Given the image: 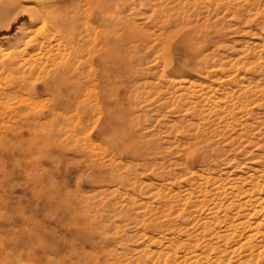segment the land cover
<instances>
[{
  "label": "rangeland",
  "instance_id": "rangeland-1",
  "mask_svg": "<svg viewBox=\"0 0 264 264\" xmlns=\"http://www.w3.org/2000/svg\"><path fill=\"white\" fill-rule=\"evenodd\" d=\"M13 1L24 6L28 3L32 4L44 12L48 10L50 15L58 18V20L54 18L47 20L46 28L42 27L44 22L42 24L39 22L35 30L40 26L45 29V32L40 30V41L45 43L44 47L50 43L55 45V41L60 45H56V48L52 49L46 47L43 54H39L41 57L29 50L30 54L26 58L33 57L40 65L43 63L46 65L47 62L50 65L53 61L62 60L63 57V59L73 57L71 55L72 46L69 45L72 39L71 28L69 29V25H66L67 27L63 25V21L74 15L72 13L76 11L78 5V8L84 7L83 10L81 9L83 17L88 8L93 5L92 0ZM112 1L115 13L106 10L105 21H102V17H91L90 19L87 17L85 20L81 18L80 23L85 24L77 28V31H80L78 33H82V36L89 34L90 25L94 28L91 37L96 32L97 42L95 44H98L99 51L96 53L97 55L87 52L82 53L83 56L78 55V65L85 67L86 72H98L96 80L87 85L89 88L84 89L86 92L83 90V96L79 100L82 102L85 112L81 111L83 109L79 111L78 108L71 105L66 108H55L56 111L51 109L50 113L48 110L52 108L51 101L56 99L55 95L45 94L39 90L30 93L26 88L22 90L14 88L13 86L17 84V79L20 77V72H12L15 67L10 70L12 65H8L9 59L6 54L14 51H8L7 44L14 39L20 26L26 24L29 18L21 15L9 29L0 28V76L2 77L0 79V264H131L129 262L135 260L137 253L143 249L157 250L156 252L166 250L172 254L177 253V257L199 255L202 246L217 242L214 236L216 233L223 231L232 221L240 220L239 217H235L231 221L228 219L236 210L229 207L228 204L230 201L239 203L242 200L241 202H243L244 199L242 196L234 198L227 193L238 191L239 187L252 188L254 186L264 189V102H262L264 101V85H262L264 84V40H262L264 39V30H262L264 29V0H213L211 12L214 15L210 19L208 17L207 20L206 15L198 16L199 19L194 18L198 19L199 31L186 29L185 32L182 31L173 37L167 36L169 31L171 32L174 28L161 29L160 21H156L159 17L154 12L157 9L154 7L155 3L164 5L165 8L169 4L168 0H164V2H159L160 0H133V2L127 0V4L123 2L125 0ZM208 1L206 0V2ZM109 2L106 0V7ZM219 6L220 8H218ZM122 7L123 9H121ZM127 7L128 10H126ZM255 8H259L260 11ZM216 10L218 15L215 13ZM171 13L169 12L167 16L171 17ZM66 14L68 17L65 16ZM113 18L114 23L111 21ZM161 19L164 20L163 17ZM56 30L58 34L55 32ZM175 30L177 31V29ZM48 31L56 38L49 37ZM143 33L148 36H145L147 41L139 40ZM161 33L163 35L156 39L155 36ZM133 35L138 37H132ZM152 35L153 37H151ZM47 37L50 38L49 41ZM40 41L37 43L40 44ZM100 46L101 48H99ZM51 50L52 53H50ZM53 50L57 54H54ZM85 58L88 62L85 61ZM158 58L164 67L155 68L156 71L155 69L149 72L142 71L145 67L141 65L150 62L152 66L156 63V59L159 60ZM81 59H83L82 62H80ZM238 63L244 67H242L244 73ZM206 65H209V68L204 69ZM197 67L199 71H197ZM212 69L216 72L212 74L213 77H210ZM250 70H253L254 73ZM237 77L239 78L236 79ZM242 77H245L246 80H243ZM35 78L28 83L36 87L43 85L42 81L36 82ZM218 78L224 79V81H220L221 79ZM202 80L203 82H201ZM6 82L7 84H5ZM173 84L174 87H172ZM201 84H203L202 87ZM219 85L221 86L219 87ZM245 90H247V94L243 92ZM180 91L184 93L181 94ZM209 91L212 92L209 94ZM199 92L201 93L199 94ZM241 94L244 95L240 98ZM222 95L225 96L222 97ZM257 95L262 100H259ZM213 96L219 97V99L215 97L219 103ZM94 97L100 98L99 100L102 102L97 103ZM177 101H180V104ZM88 103H92L91 107ZM222 104L226 107L223 108ZM180 105H182L181 109ZM226 108H229L228 111L225 110ZM46 112H49L50 115ZM199 112H202L201 116L203 117L198 116ZM61 115L63 116L61 117ZM234 116L235 118H233ZM85 118L90 119L85 121ZM94 118L99 119L94 120ZM194 134L201 139H207L205 141L211 145L207 148L209 152L200 151L201 153L194 155L185 150L183 152L188 143L194 139ZM204 134L206 135L204 136ZM189 136L193 139L189 140ZM134 141L137 143H133ZM138 146L141 149L137 148ZM146 149L148 150L146 151ZM138 152H141L143 156ZM145 160L149 162L147 163L149 165L144 167ZM148 169H155L156 172L152 174L150 170L146 171ZM156 173L161 176L158 177ZM118 176L121 178L119 179ZM171 179L174 180L171 181ZM199 183L202 184L200 186L205 191L207 190L208 194L204 198L198 197L200 200L195 196V198H191L190 202L197 201L196 205L199 206L186 209L185 201H179L182 198L179 194L183 196L186 189H193ZM216 184L221 185V188H215ZM133 186H136L137 192ZM212 189L217 191L212 192ZM218 190L222 194L221 196ZM118 191H121L120 194ZM117 192L118 194H116ZM210 192L212 193L210 194ZM177 198L179 199L177 200ZM215 203H219L220 207L210 214L209 208ZM164 206L168 211H165ZM158 215H162V217L159 219ZM210 215L215 216V220L206 222ZM262 215L260 213L256 217L259 218ZM252 218L254 215L251 216L250 223L254 222ZM145 220L146 222H144ZM135 222L138 224H133ZM150 222L159 223L161 228L159 227L157 231L150 230L148 228ZM173 226L176 227V230ZM235 230L236 238L229 239L227 248L233 246L235 240L243 241L251 232L247 225L238 226ZM171 237L175 238L170 242L173 247L167 248L169 246L168 239ZM154 239L160 240V244L152 245L151 241ZM253 242L257 243L258 239H254ZM182 244L183 246L185 244L192 246V250L186 251L187 248L184 247L182 249ZM221 244L223 243L219 245ZM199 245L200 247H198Z\"/></svg>",
  "mask_w": 264,
  "mask_h": 264
},
{
  "label": "bare ground",
  "instance_id": "bare-ground-1",
  "mask_svg": "<svg viewBox=\"0 0 264 264\" xmlns=\"http://www.w3.org/2000/svg\"><path fill=\"white\" fill-rule=\"evenodd\" d=\"M110 2L108 3V7H106V0H92V3H93V5H91V7L90 8H88V11H86L87 13H85V15L82 17V15H83V9L82 8H84V7H82V8H78V3H76L78 6H76V11L74 12V13H72V14H74L72 17H68V15H69V12L67 13V11H66V13L68 14H66L65 16L66 17H68V18H66L64 21H63V25H69L70 27H69V29L71 28V34H72V39L70 40V38H69V40H70V43H69V45H71L72 47H71V49H72V53H71V55H73V57L72 58H67V59H63L62 58V60H60V61H53V63L52 64H48V62L46 63V65L43 63V65H40L38 62H37V60H35V58L33 59V57H28V58H26L27 56H29V54H30V52H29V50H32V52H34V53H37V55L39 56V54L41 55V54H43L42 52L43 51H45V49H46V47H48L49 49H52V48H54L56 45H60L59 44V42H57V41H55V45H51V43L48 45V46H46V47H44L45 45V43L43 42V43H41V41H40V38H41V33H40V30L42 29V31H44L45 32V29L44 28H46V23H47V20H52L53 18L54 19H56V20H58V18L56 17V16H54L53 17V15H50V13H48L49 11L48 10H46V12H44V11H41V10H38L35 6H32V4L31 5H29V3H28V5H21V4H18L17 2H14L13 0H2L1 2H0V28H6V29H9L10 27H11V25L15 22V21H17L18 20V18L21 16V15H25V16H27L28 18H29V21L26 23V24H24V25H22V26H20V28H19V31H18V33L16 34V36L14 37V39L12 40V41H9L8 42V44H7V48H8V51L9 50H13L14 52H12V53H9V54H6V57H7V59H9V61L7 60V59H5L6 61H8V65L10 66V65H12V66H10L11 68H10V70L12 69V67H15L14 68V70H12V72L13 71H16V72H20L19 73V76L20 77H18V79H17V84H15L14 86H13V84L12 83H10L14 88H17V89H24V88H26L27 89V91L28 92H33V91H37V90H39V91H43V93H45V94H50V95H55L56 96V99H50V100H52L51 102H52V108H49V112H50V110L52 109V110H55V108H66L67 106H71V105H74L76 108H78L77 110H81V109H83V104H82V102H80L79 100H80V98H82V92H83V90L84 89H86V87H88L87 85L89 84V83H91V82H94L95 80H96V78H97V73L96 72H86L84 69H85V67L83 68V67H81L80 66V64L78 65V55H82L83 56V54L82 53H85V52H87L88 54H92V55H95L97 52H99L98 51V49H97V46H98V44H95V42H97L96 40H97V34H96V32H95V35L93 36V37H91L92 36V34H93V29L94 28H92L91 27V25L89 26L90 27V31H89V34L88 35H86V36H82L81 34H79L78 32H80V31H77V28L79 27V26H83L84 24H81L80 23V21H81V18H83L84 20L85 19H87V17L90 19L91 17H97V18H103L102 19V21L104 20L105 21V18H106V10H111V12H113V10L115 9V6H114V2L112 1L111 2V0H109ZM127 0H125V1H123V2H125V4H127V2H126ZM131 1V0H130ZM156 1V0H155ZM159 1V0H158ZM164 2V0H160L159 2ZM208 1V0H207ZM212 1L213 0H209L208 2H206V0H168V3L169 4H167V3H165V4H167L166 5V7L164 8V5L163 6H161V5H159L158 3L156 4L155 3V5H154V7L156 8L157 7V9H155L154 10V12L158 15V17L159 18H157V20L156 21H160L159 23H161L160 25L162 26L161 27V29H163V28H174V30H172L171 32L169 31V33H168V36L167 37H173V36H175V35H178L180 32H182V31H184V30H186V29H188L189 31L190 30H193V31H199L200 29H199V26H198V19H199V17L200 16H202V15H206V18H207V20H208V17H209V19H210V17L212 16V15H214V13H212L211 12V7H212V5H211V3H212ZM219 1V0H218ZM217 1V2H218ZM226 1V0H225ZM245 1V0H244ZM259 1V0H258ZM132 2H133V0H132ZM216 2V1H215ZM251 2V1H250ZM85 3H86V1H85ZM74 4H75V2H74ZM87 4V3H86ZM128 4H130V2H128ZM154 4V3H153ZM162 4V3H161ZM219 4V3H218ZM222 4H223V2H222ZM83 5V4H82ZM122 5H124L123 3H122ZM131 5L133 6V4L131 3ZM142 5H144V4H142ZM246 5V4H245ZM249 5H250V3H249ZM127 6V5H126ZM131 6V7H132ZM145 6V5H144ZM229 6V5H228ZM86 7V6H85ZM130 7V8H131ZM217 7V6H216ZM215 7V8H216ZM253 7H255V6H253ZM87 8V7H86ZM107 8V9H106ZM109 8V9H108ZM129 8V9H130ZM214 8V7H213ZM218 8H220V6L218 7ZM236 8V7H235ZM251 8V7H250ZM73 9H75V7L73 6ZM82 9V10H81ZM121 9H123V7L121 8ZM152 9V8H151ZM256 10L258 9L259 10V8H255ZM254 9V10H255ZM62 10V9H61ZM67 10V9H66ZM126 10H128V7H127V9ZM213 10V9H212ZM218 10V9H217ZM217 10H216V12L215 13H217ZM228 10V9H227ZM232 10V9H231ZM236 10H237V8H236ZM253 10V9H252ZM121 11V10H120ZM125 11V10H124ZM148 11V10H147ZM222 11H224V10H222ZM241 11V10H240ZM244 11V10H243ZM260 11V10H259ZM61 12V11H60ZM65 12V11H64ZM109 12V11H108ZM118 12V11H117ZM169 12H172L171 14H172V16L171 17H169V16H167L168 15V13ZM242 12V11H241ZM113 13H115V12H113ZM123 13V12H122ZM127 13V12H126ZM226 13H228V12H226ZM239 13V12H238ZM58 14V13H57ZM61 14V13H60ZM59 14V15H60ZM63 14V13H62ZM61 14V15H62ZM121 14V13H120ZM125 14V13H124ZM124 14H123V16H124ZM221 14V13H220ZM259 14V13H258ZM109 15H111V14H109ZM108 15V16H109ZM113 15V14H112ZM126 15V14H125ZM155 15V14H154ZM153 15V16H154ZM217 15H218V13H217ZM244 15V14H243ZM253 15V14H252ZM70 16V15H69ZM118 16V15H117ZM120 16V15H119ZM122 16V15H121ZM153 16H152V18H153ZM199 16V17H198ZM222 16V15H221ZM62 17V16H61ZM112 17V16H111ZM116 17V16H115ZM114 17V18H115ZM161 17H163L164 18V20H162L161 19ZM198 18L197 20H195L196 18ZM114 18H113V20H111L112 22L114 21ZM156 18V17H155ZM155 18H154V20H155ZM195 18V19H194ZM246 18V17H245ZM60 19V18H59ZM82 19V20H83ZM111 19V18H110ZM201 19V18H200ZM61 20V19H60ZM63 20V19H62ZM153 20V19H152ZM206 20V21H207ZM258 20V19H257ZM99 21V20H98ZM110 21V22H111ZM125 21V20H124ZM216 21V20H215ZM220 21V20H219ZM39 22H41V24L43 23L44 24V26L42 25V27H44V28H41V26H40V28L38 27V29L37 30H35V28L37 27V24L39 23ZM86 22V21H85ZM100 22V21H99ZM111 22V23H112ZM115 22V21H114ZM113 22V23H114ZM203 22V21H202ZM102 23V22H101ZM195 23H197V24H195ZM216 23V22H215ZM157 24V23H156ZM202 24H204V22L202 23ZM60 25V24H59ZM95 25V24H94ZM97 25V24H96ZM217 25V24H216ZM260 25V24H259ZM64 26V27H65ZM113 26V25H112ZM54 27V26H53ZM67 27V26H66ZM97 27H98V25H97ZM158 27V26H157ZM259 27V26H258ZM55 28H56V26H55ZM102 28V27H101ZM159 28V27H158ZM57 29V28H56ZM66 29V28H65ZM65 29H62V30H65ZM83 29V28H82ZM84 29H85V27H84ZM97 29V28H96ZM95 29V30H96ZM99 29V28H98ZM115 29V28H114ZM119 29V28H118ZM175 29H177V31L175 30ZM55 30V29H54ZM68 30V29H67ZM67 30H65V31H67ZM88 30H89V28H88ZM99 30H102V29H99ZM160 30V29H159ZM170 30V29H169ZM260 30V29H259ZM262 30H264V29H262ZM69 31V30H68ZM98 31V30H97ZM57 34H58V32H57V30L55 31ZM88 32V31H87ZM99 32V31H98ZM102 32H105L104 30H102ZM140 32V31H139ZM167 32V31H166ZM185 32V31H184ZM64 33V32H63ZM68 33V32H67ZM117 33V32H116ZM261 33H262V31H261ZM47 34H50V31H48V33ZM61 34H62V32H61ZM140 34V33H139ZM167 34V33H166ZM211 34V33H210ZM70 35V34H69ZM84 35V34H83ZM100 35H102V34H100ZM163 35V33H161V34H157L155 37H156V39H158V37H161ZM264 35V34H263ZM65 36H66V34H65ZM134 36H136V35H133L132 37H134ZM145 36L146 35H144V33L143 34H141V37H140V39L139 40H141V39H145ZM49 37H54V35H52V34H50L49 35ZM49 37H47V39H48V41L50 40V38ZM103 37H105V36H103ZM128 37H130L129 35H128ZM136 37H138V36H136ZM146 37H148V36H146ZM151 37H153V35L151 36ZM166 37V36H165ZM167 37H166V39H167ZM51 38V39H52ZM54 38H56V37H54ZM63 38V37H62ZM102 38V37H101ZM117 38V37H116ZM150 38V37H149ZM61 39V38H60ZM148 39V38H147ZM152 40H153V38H151ZM66 40H68V39H66ZM100 40V39H99ZM101 40H103V39H101ZM138 40V38L136 39V41ZM164 40H165V38H164ZM262 40H264V39H262ZM40 41V44H38L37 42H39ZM48 41H46V42H48ZM53 41V40H52ZM51 41V42H52ZM60 41V40H59ZM64 41V40H63ZM135 41V42H136ZM145 41H147L146 39H145ZM151 41V40H150ZM165 41H167V40H165ZM159 42V41H158ZM61 43H63V42H61ZM65 43H68V42H65ZM104 43H105V41H104ZM145 43V42H144ZM154 43V42H153ZM162 43V42H161ZM264 43V42H263ZM95 44V45H94ZM66 45V44H65ZM104 45V44H103ZM145 45V44H144ZM153 45V44H152ZM154 45H157V44H154ZM64 47V46H63ZM105 47V46H104ZM134 47H135V45H134ZM133 47V48H134ZM153 47V46H152ZM158 47V46H157ZM56 48V47H55ZM61 48V47H60ZM59 48V49H60ZM99 48H101V46L99 47ZM144 48V47H143ZM142 48V49H143ZM146 48H147V45H146ZM154 48V47H153ZM163 48H164V46H163ZM58 49V50H59ZM68 49V48H67ZM149 49H150V47H149ZM155 49V48H154ZM165 49V48H164ZM163 49V50H164ZM61 50H63V49H61ZM156 50V49H155ZM154 50V51H155ZM161 50V49H160ZM163 50H162V52H163ZM248 50H250V49H248ZM7 51V50H6ZM7 51V52H8ZM54 51V50H53ZM102 51V50H101ZM135 51V50H134ZM157 51V50H156ZM155 51V52H156ZM242 51V50H241ZM11 52V51H10ZM31 52V53H32ZM64 52V51H63ZM104 52V51H103ZM138 52V51H137ZM136 52V53H137ZM146 52V51H145ZM149 52V51H148ZM162 52H161V54H162ZM6 53V52H5ZM45 53V52H44ZM50 53H52V50H51V52ZM60 53H62L61 51H60ZM65 53V52H64ZM69 53V54H70ZM141 53H142V50H141ZM153 53V52H152ZM243 54L245 53V52H242ZM54 54H57L55 51H54ZM53 54V55H54ZM66 54H67V52H66ZM100 54V53H99ZM106 54V53H105ZM143 54V53H142ZM145 54V53H144ZM217 54V53H216ZM248 54V53H247ZM251 54H252V52H251ZM33 55V54H32ZM59 55V54H58ZM97 55V54H96ZM141 55V54H140ZM150 55V54H149ZM164 55H166V54H164ZM203 55V54H202ZM4 56V55H3ZM2 56V57H3ZM35 56H36V54H35ZM50 56V55H49ZM65 56V55H64ZM144 56V55H143ZM148 56V55H147ZM210 56V55H209ZM245 56V55H244ZM5 57V56H4ZM37 57V56H36ZM39 57H41V56H39ZM38 57V58H39ZM51 57V56H50ZM56 57V56H55ZM70 57V56H69ZM85 57V56H84ZM150 57V56H149ZM159 57V56H158ZM202 57V56H201ZM218 57H219V55H218ZM251 57V56H250ZM38 58H36V59H38ZM47 58H48V56H47ZM83 58V57H82ZM99 58V57H98ZM146 58V57H145ZM157 58V57H156ZM162 58V57H161ZM242 58V57H241ZM51 59V58H50ZM55 59V58H54ZM138 59V58H137ZM142 59V58H141ZM149 59V58H148ZM159 59V58H158ZM163 59H164V57H163ZM209 59V58H208ZM211 59H212V57H211ZM252 59H254V58H252ZM259 59H262V58H259ZM2 60V59H1ZM4 60V59H3ZM38 60H40V59H38ZM47 60V59H46ZM46 60H44V61H46ZM56 60V59H55ZM82 60L83 59H81V61L80 62H82ZM92 60V59H91ZM102 60V59H101ZM140 60V59H139ZM138 60V61H139ZM154 60V59H153ZM207 60V59H206ZM238 60V59H237ZM236 60V61H237ZM241 59H239V61H240ZM246 60V59H245ZM6 61H5V63H6ZM41 61V60H40ZM39 61V62H40ZM85 61H86V58H85ZM96 61V60H95ZM149 61H151L150 59H149ZM210 61H212V60H210ZM217 61V60H216ZM238 61V62H239ZM37 62V63H36ZM86 62H88V61H86ZM90 62V61H89ZM152 62V61H151ZM215 62V61H214ZM213 62V63H214ZM229 62V61H228ZM241 62V61H240ZM243 62H246V61H243ZM253 62V61H252ZM255 62V61H254ZM259 62V61H258ZM263 62V61H262ZM1 63H3V62H1ZM32 63H34V64H32ZM83 63H85V62H83ZM90 63H92V62H90ZM94 63V62H93ZM92 63V64H93ZM101 63V62H100ZM135 63V62H134ZM142 63V62H141ZM140 63V64H141ZM225 63V62H224ZM256 63V62H255ZM264 63V62H263ZM48 64V65H47ZM82 64V63H81ZM164 64V63H163ZM203 64V63H202ZM230 64V63H229ZM239 64V63H238ZM246 64H248V63H246ZM8 65H7V68L9 69V67H8ZM40 65V66H39ZM83 65V64H82ZM90 65V64H89ZM97 65V64H96ZM147 65H149V66H147ZM199 65H200V63H199ZM228 65V64H227ZM236 65V64H235ZM240 65V64H239ZM244 65V64H243ZM260 65V64H259ZM6 66V65H5ZM141 66H143V67H145L144 69H142V71H147V72H149V71H151L152 69H155V68H158L159 69V67L161 68V67H164L163 65H162V63H161V61H160V59L159 60H157L156 59V63L155 64H153L152 66H151V64H150V62L148 63V62H145L143 65H141ZM223 66V65H222ZM256 66V65H255ZM258 66V65H257ZM1 67V66H0ZM92 67V66H91ZM96 67V66H95ZM98 67V66H97ZM96 67V68H97ZM211 67V66H210ZM217 67V66H216ZM232 67H233V65H232ZM231 67V68H232ZM237 67V66H236ZM240 67H241V71L243 72V69H242V67L243 66H241L240 65ZM260 67V66H259ZM258 67V68H259ZM264 67V66H263ZM262 67V68H263ZM168 68V67H167ZM166 68V69H167ZM205 68H209V65H206V66H204V69ZM244 68V67H243ZM252 68V67H251ZM254 68V67H253ZM89 69V68H88ZM203 69V70H204ZM230 69V68H229ZM255 69H256V67H255ZM261 69V68H260ZM6 71V70H5ZM89 71V70H88ZM155 71H156V69H155ZM169 71V70H168ZM197 71H199L198 70V67H197ZM206 71V70H205ZM237 71V70H236ZM249 71V70H248ZM251 72L253 71V70H250ZM256 71V70H255ZM264 71V70H263ZM158 72V71H157ZM214 72H216V70H214V69H212L211 70V76L210 77H213L212 76V74L214 73ZM219 72V71H218ZM235 72V71H234ZM240 72V71H239ZM258 72H259V70H258ZM262 72V71H261ZM4 73H6V72H4ZM3 73V74H4ZM10 73V72H9ZM162 73H163V70H162ZM175 73V72H174ZM237 73H238V71H237ZM244 73V72H243ZM247 73V72H246ZM252 73H254V72H252ZM257 73V72H256ZM215 74V73H214ZM222 74V73H221ZM228 74V73H227ZM264 74V73H263ZM262 74V75H263ZM16 75H17V73H16ZM208 75V74H207ZM210 75V74H209ZM208 75V76H209ZM220 75V74H219ZM238 75V74H237ZM245 75V74H244ZM247 75V74H246ZM249 75V74H248ZM258 75V74H257ZM3 76V75H2ZM6 76H7V74H6ZM99 76V75H98ZM102 76V75H101ZM163 76V75H162ZM253 76H255L254 74H253ZM1 77V76H0ZM36 77V78H35ZM152 77V76H151ZM166 77V76H165ZM215 77V76H214ZM240 77V76H239ZM239 77H237L236 79H238ZM16 78V77H15ZM14 78V79H15ZM35 78V80H37L36 82H38L39 80L40 81H42L43 82V85H39L38 87H36V86H34V85H32V84H30V83H28L29 81H31V80H33ZM154 78V77H153ZM241 78V77H240ZM243 78V80H246V78L245 77H242ZM0 79H2V77L0 78ZM213 79V78H212ZM216 79V78H215ZM219 79V78H218ZM221 79V78H220ZM219 79V80H220ZM231 79V78H230ZM234 79V78H233ZM217 80V79H216ZM218 80V81H219ZM224 81V79H221L220 81ZM252 80V79H251ZM255 80H256V78H255ZM6 81V80H5ZM104 81V80H103ZM171 81V80H170ZM196 81V80H195ZM228 81H229V79H228ZM227 81V82H228ZM2 82V81H1ZM193 82V81H192ZM191 82V83H192ZM201 82H203V80L201 81ZM242 82V81H241ZM244 82H248V81H244ZM243 82V83H244ZM251 82H253L254 83V81H251ZM264 82V81H263ZM96 83V82H95ZM168 83H170V82H168ZM186 83H187V81H186ZM194 83V82H193ZM215 83V82H214ZM233 83V82H232ZM257 83V82H256ZM1 84H3V83H1ZM5 84H7V82L5 83ZM34 84V83H33ZM36 84V83H35ZM98 84V83H97ZM171 84V83H170ZM195 84V83H194ZM197 84H199V83H197ZM217 84H220V83H217ZM229 84V83H228ZM227 84V85H228ZM238 84V83H237ZM240 84H242V83H240ZM239 84V85H240ZM249 84V83H248ZM247 84V85H248ZM260 84V83H259ZM29 85V86H28ZM90 85V84H89ZM92 85V84H91ZM99 85V84H98ZM146 85V84H145ZM156 85V84H155ZM191 85V84H190ZM193 85V84H192ZM202 85L203 84H201V87H202ZM215 85V84H214ZM230 85V84H229ZM253 85V84H252ZM258 85V84H257ZM262 85H264V84H262ZM151 86V85H150ZM175 85L173 84V86L172 87H174ZM200 86V85H199ZM205 86V85H204ZM221 85H219V87H220ZM249 86V85H248ZM181 87V86H180ZM179 87V88H180ZM198 87V86H197ZM224 88H225V86H223ZM241 87H243V86H241ZM246 87V86H245ZM253 87V86H252ZM40 88V89H39ZM89 88V87H88ZM159 88V87H158ZM165 88V87H164ZM182 88V87H181ZM185 88V87H184ZM187 88V87H186ZM190 88V87H189ZM188 88V89H189ZM193 88H195V87H193ZM216 88V87H215ZM224 88H223V90H224ZM233 88V87H232ZM205 89V88H204ZM207 89V88H206ZM220 89V88H219ZM234 89V88H233ZM256 89H258V88H256ZM255 89V90H256ZM264 89V88H263ZM1 90V89H0ZM7 90V89H6ZM14 90V89H13ZM95 90H96V88H95ZM138 90V89H137ZM161 90V89H160ZM175 90V89H174ZM179 90V89H178ZM181 90V89H180ZM201 90H202V88H201ZM216 90V89H215ZM236 90V89H235ZM85 92H86V90H84ZM171 91V90H170ZM181 91H184V90H181ZM181 91H180V93H181ZM189 91V90H188ZM203 91H205V90H203ZM218 91V90H217ZM221 91V90H220ZM219 91V92H220ZM229 91V90H228ZM239 91V90H238ZM241 91V90H240ZM247 90H245V91H243L244 93L246 92ZM256 91H258V90H256ZM260 91V90H259ZM5 92V91H4ZM91 92V91H90ZM148 92V91H147ZM165 92V91H164ZM166 92H168V91H166ZM177 92V91H176ZM210 92H212V91H209V94H210ZM13 93V92H12ZM11 93V94H12ZM84 93V92H83ZM182 93H184V92H182ZM181 93V94H182ZM192 93V92H191ZM191 93H189V94H191ZM201 92H199V94H200ZM204 93H206V91L204 92ZM204 93H202V94H204ZM208 93V92H207ZM214 93V92H213ZM235 93V92H234ZM241 93V92H240ZM252 93V92H251ZM3 94V93H2ZM97 94H98V92H97ZM186 94V93H185ZM198 94V95H199ZM215 94H217V93H215ZM219 94H221V92L219 93ZM224 94V93H223ZM231 94H232V92H231ZM236 94V93H235ZM238 94H239V92H238ZM246 94H247V92H246ZM263 94H264V91H263ZM5 96H6V94H4ZM90 95V97H91V94H89ZM148 95V94H147ZM184 95V94H183ZM182 95V96H183ZM186 95H188V94H186ZM193 95V94H192ZM197 95V96H198ZM242 95H244V94H241V96H240V98L241 97H243ZM259 95V94H258ZM257 95V96H258ZM8 96V95H7ZM98 96V95H97ZM155 96V95H154ZM169 96H171V95H169ZM177 96V95H176ZM181 96V97H182ZM194 96V95H193ZM196 96V95H195ZM207 96H208V94H207ZM219 96V95H218ZM218 96H215V97H218ZM225 96V95H224ZM223 95H222V97H224ZM226 96H227V94H226ZM230 96V95H229ZM236 96V95H235ZM247 96V95H246ZM253 96V95H252ZM260 96V95H259ZM258 96V98H259V100H262V98L260 99V97ZM89 97V96H88ZM99 97V96H98ZM202 97V96H201ZM206 97V96H205ZM210 97V96H209ZM214 97V96H213ZM214 97V98H215ZM221 97V96H220ZM233 97V96H232ZM238 98H239V95L237 96ZM236 97V98H237ZM11 98V97H10ZM9 98V99H10ZM84 98V97H83ZM95 98V97H94ZM196 99H199V98H197V97H195ZM213 98V99H214ZM227 98V97H226ZM231 98V97H230ZM248 98H250V97H248ZM12 99V98H11ZM15 99V98H14ZM28 99V98H27ZM84 99H86V98H84ZM83 99V100H84ZM96 100V102L97 103H99V99L100 98H95ZM130 99V98H129ZM190 99V98H189ZM192 99V98H191ZM195 99V100H196ZM210 99H211V97H210ZM216 99V101H217V98H215ZM214 99V100H215ZM218 99H219V97H218ZM101 100H102V98H101ZM180 100V99H179ZM183 100V99H182ZM181 100V101H182ZM231 100V99H230ZM232 100H233V98H232ZM231 100V101H232ZM264 100V99H263ZM21 101V100H20ZM87 101H89V100H87ZM91 101V100H90ZM94 101V102H95ZM136 101V100H135ZM145 101V100H144ZM168 101V100H167ZM166 101V102H167ZM211 101V100H210ZM224 101V100H223ZM242 101V100H241ZM1 102V101H0ZM95 102V103H96ZM102 101H100V103H101ZM178 102V101H177ZM189 102H190V100H189ZM194 102H196V101H194ZM199 102V101H198ZM207 102V101H206ZM215 102V101H214ZM218 102V101H217ZM249 102V101H248ZM248 102H247V104H248ZM256 102V101H255ZM262 102H264V101H262ZM32 104H33V102H31ZM179 104H180V101L178 102ZM177 103V105H179ZM184 105H185V103L184 102H182ZM181 103V104H182ZM210 103V102H209ZM208 102H207V104H209ZM211 103H213V102H211ZM219 103V102H218ZM231 103V102H230ZM28 104V103H27ZM26 104V105H27ZM84 104H86L85 103V100H84ZM89 104V103H88ZM87 104V105H88ZM92 104V103H91ZM91 104H89V107H91L90 105ZM155 104V103H154ZM188 104V103H187ZM227 104V103H226ZM231 104H234V103H231ZM238 104V103H237ZM236 104V105H237ZM243 104V103H242ZM254 104V103H253ZM29 105V104H28ZM51 105V104H50ZM190 105H191V102H190ZM205 105H206V103H205ZM204 105V106H205ZM209 105H211V104H209ZM223 105V104H222ZM245 105V104H244ZM243 105V106H244ZM249 105V104H248ZM263 105H264V103H263ZM31 106V105H30ZM84 106H86V105H84ZM95 106H96V104H95ZM181 106L182 105H180V109H181ZM186 106V105H185ZM192 106V105H191ZM195 106H197V105H195ZM200 106V105H199ZM229 106V105H228ZM250 106V105H249ZM252 106V105H251ZM259 107H260V105H258ZM93 107V106H92ZM169 107H172V106H169ZM187 107V106H186ZM201 107V106H200ZM206 107V106H205ZM224 107H226V106H224L223 105V108ZM70 109H71V107H69ZM69 108H67L68 110H69ZM93 108H95V107H93ZM194 108V107H193ZM192 108V109H193ZM196 108H198V107H196ZM210 108V107H209ZM217 109H218V107H216ZM233 108V107H232ZM241 108V107H240ZM246 108V107H245ZM244 108V109H245ZM261 108V107H260ZM73 109V108H72ZM177 109V108H176ZM183 109V108H182ZM203 109H205V108H203ZM217 109H216V111H217ZM227 109H229V108H226L225 110L226 111H228ZM236 109V108H235ZM1 110V109H0ZM51 110V111H52ZM67 110V112H69ZM188 110V109H187ZM197 110V109H196ZM211 110H212V108H211ZM215 110V109H214ZM219 110H220V108H219ZM237 110V109H236ZM262 110V109H261ZM56 111V110H55ZM71 111V110H70ZM81 111H84V109L83 110H81ZM92 111V110H91ZM102 111V110H101ZM199 111V110H198ZM201 111V110H200ZM213 111V110H212ZM49 112L47 113V114H49ZM63 112V111H62ZM85 112V111H84ZM191 113H192V111H190ZM214 112V111H213ZM221 112V111H220ZM233 112V111H232ZM241 112H243L242 110H241ZM51 113V112H50ZM52 113H54V112H52ZM93 113V112H92ZM195 113H198V112H196L195 111ZM195 113H193V114H195ZM204 113H205V111H204ZM210 113V112H209ZM224 113V112H223ZM223 113H221V114H223ZM227 113V112H226ZM18 114V113H17ZM30 114V113H29ZM33 114V113H32ZM73 114V113H72ZM80 114H82L81 112H80ZM91 114V113H90ZM100 114H101V112H100ZM188 114V113H187ZM192 114V115H193ZM199 114L200 115H198V116H201V115H203L202 114V112L200 113L199 112ZM207 114V113H206ZM215 114V113H214ZM213 114V115H214ZM230 114V113H229ZM4 115V114H3ZM27 115H28V113H27ZM39 115V114H38ZM50 115V114H49ZM75 115V114H74ZM73 115V116H74ZM82 115H85L84 113L82 114ZM98 115V114H97ZM96 115V116H97ZM233 115V114H232ZM249 115V114H248ZM1 116V115H0ZM52 116V115H51ZM56 116V115H55ZM63 115H61V117H62ZM80 116V115H79ZM95 116V115H94ZM99 116V115H98ZM197 116V115H196ZM204 116H207V115H204ZM215 116V115H214ZM228 116V115H227ZM240 116H242V115H240ZM246 116V115H245ZM22 117V116H21ZM25 117H26V115H25ZM47 117V116H46ZM60 117V118H61ZM67 117V116H66ZM92 117V115L90 116V118ZM100 117V116H99ZM201 117H203V116H201ZM212 117V116H211ZM222 117V116H221ZM237 117H238V115H237ZM236 117V118H237ZM243 117V116H242ZM241 117V118H242ZM45 118V117H44ZM51 118V117H50ZM70 118V117H69ZM73 118V117H72ZM71 118V119H72ZM77 118V117H76ZM90 118H85V121H89V119ZM197 118V117H196ZM196 118H194V119H196ZM219 118V117H218ZM225 118V117H224ZM232 118V117H231ZM233 118H235V116L233 117ZM33 119V118H32ZM36 119V118H35ZM87 119V120H86ZM98 120L99 118H94V120ZM132 119H134V118H132ZM222 119V118H221ZM227 119V118H226ZM226 119H224V120H226ZM25 120H27V119H25ZM29 120V119H28ZM50 120V119H49ZM62 120H64V119H62ZM79 120V119H78ZM198 120V119H197ZM215 120V119H214ZM214 120H213V122H214ZM223 120V119H222ZM24 121V120H23ZM55 121V120H54ZM66 121V120H65ZM136 121V120H135ZM140 121V120H139ZM184 121V120H183ZM199 121V120H198ZM200 121H201V118H200ZM261 121H263L262 119H261ZM36 123L38 122V121H35ZM63 122V121H62ZM78 122V121H77ZM190 122V121H189ZM192 122V121H191ZM221 122V121H220ZM222 122H224V121H222ZM34 123V122H33ZM50 123H52V121H50ZM195 123V122H194ZM35 124V123H34ZM53 124V123H52ZM90 124V123H89ZM125 124V123H124ZM127 124H129V123H127ZM126 124V125H127ZM141 124V123H140ZM217 124H218V122H217ZM48 125H50V124H48ZM47 125V126H48ZM135 125H136V123H135ZM135 125H133V126H135ZM139 125V124H138ZM202 125V124H201ZM200 125V126H201ZM204 125H208V124H204ZM228 125V124H227ZM54 126H56V125H54ZM132 126V125H131ZM197 126V125H196ZM199 126V125H198ZM209 126H211V125H209ZM215 126H217L216 124H215ZM218 126H219V124H218ZM217 126V127H218ZM226 126V125H225ZM35 127V126H34ZM88 127H89V125H88ZM92 127V126H91ZM139 127V126H138ZM180 127V126H179ZM194 127H195V124H194ZM220 127V126H219ZM229 127V126H228ZM52 128V127H51ZM196 128V127H195ZM222 128V127H221ZM224 128V127H223ZM222 128V129H223ZM54 129V128H53ZM61 129V128H60ZM60 129H59V131H60ZM188 129V128H187ZM209 129H210V127H209ZM48 130H49V128H48ZM69 130V129H68ZM90 130V129H89ZM189 130V129H188ZM188 130H187V132H188ZM54 131H55V129H54ZM53 131V132H54ZM191 131V130H190ZM194 131V130H193ZM198 131V130H197ZM218 131H219V129H218ZM57 132V131H56ZM201 132V131H200ZM212 132V131H211ZM210 132V133H211ZM222 132V131H221ZM184 133V132H183ZM186 133V132H185ZM189 133V132H188ZM192 133H194V132H192ZM216 133V132H215ZM219 133V132H218ZM59 134V133H58ZM57 134V135H58ZM200 134V133H199ZM59 135H61L62 136V134H59ZM70 135V134H69ZM201 135V134H200ZM206 134H204V136H205ZM49 136V135H48ZM190 137V136H189ZM56 138V137H55ZM191 139V137L189 138V140ZM192 139H193V137H192ZM191 139V140H192ZM50 141H51V139H49ZM205 140H207L206 138H205ZM204 139H201V137H199V136H197V135H195L194 134V139L192 140V142L190 143H188V145L185 147V149H183V152H184V150L187 152H189L190 154H199V153H201L200 151H208V149L207 148H209L211 145L209 144V143H207L206 141H205ZM54 141V140H53ZM66 141V140H65ZM136 141H134L133 143H135ZM158 142V141H157ZM156 142V143H157ZM137 143V142H136ZM151 143V142H150ZM160 144V143H159ZM185 144H186V142H185ZM87 145V144H86ZM137 145V144H136ZM156 145V144H155ZM77 146V145H76ZM140 146V145H139ZM137 147V148H140V147ZM145 146V145H144ZM152 146H153V144H152ZM90 147V146H89ZM148 148V147H147ZM163 148V147H162ZM141 149V148H140ZM152 149H153V147H152ZM156 149V148H155ZM143 150H144V148H143ZM143 150H141L142 152H143ZM148 149H146V151H147ZM157 150V149H156ZM216 150V149H215ZM102 151H103V149H102ZM137 151V150H136ZM152 151V150H151ZM105 152V151H104ZM103 152V153H104ZM108 152V151H107ZM209 152V151H208ZM217 152V151H216ZM97 153V152H96ZM138 154H140V155H142L141 154V152H138ZM205 154V153H204ZM207 154V153H206ZM217 154H219L218 152H217ZM151 155H153V154H151ZM185 155H187V154H185ZM208 155V154H207ZM143 156V155H142ZM150 156V155H149ZM141 157V156H140ZM185 157V156H184ZM198 157V156H197ZM211 157V156H210ZM213 157V156H212ZM218 157V156H217ZM115 158V157H114ZM207 158H208V156H207ZM219 158V157H218ZM204 159V158H203ZM209 159V158H208ZM215 159V158H214ZM202 160V159H201ZM213 160V159H212ZM211 160V161H212ZM111 161V160H110ZM145 163H144V167L145 166H147V165H149V164H147V163H149L147 160H145L144 161ZM205 162H206V160H205ZM185 164V163H184ZM94 165V164H93ZM186 165V164H185ZM142 166H143V164H142ZM184 166V165H183ZM150 167H152V166H150ZM164 167V166H163ZM162 167V168H163ZM186 167V166H185ZM112 168V167H111ZM160 169V168H159ZM128 170V169H127ZM151 171V173L152 174H154L156 171H155V169H153V170H151V169H148V170H146V171ZM158 170V169H157ZM161 170V169H160ZM164 170V169H163ZM165 172V171H164ZM114 173V172H113ZM171 173H172V171H171ZM122 174V173H121ZM159 174V173H158ZM157 173H156V175H158ZM161 176V175H160ZM159 175H158V177H160ZM202 176V175H201ZM124 177V176H123ZM118 178H119V176H118ZM121 178V177H120ZM119 178V179H120ZM174 178H176V177H174ZM208 178V177H207ZM127 179V178H126ZM161 179V178H160ZM165 179V178H164ZM118 180V179H117ZM122 180V179H121ZM129 180V179H128ZM172 180H174V179H171V181ZM125 181V180H124ZM131 181V180H130ZM164 181V180H163ZM117 182V181H116ZM133 182V181H132ZM124 183V182H123ZM126 183V182H125ZM128 183H130V182H128ZM170 183V182H169ZM208 183V182H207ZM122 184V183H121ZM127 184V183H126ZM175 184V183H174ZM134 185H136V184H134ZM200 185H202L201 183H199V185H196V187H194L193 189H186L185 190V192H184V195L183 196H181L180 194H179V196L180 197H182L181 198V200H179V201H185V203H186V205L187 206H185L186 207V209H188V207L190 208V207H192V208H194V207H197V206H199V205H196L197 204V201L196 202H194V201H191L190 202V199L192 198H195V197H199V198H204V197H206V194H208V192H206L204 189H203V187L202 186H200ZM121 186V185H120ZM123 186V185H122ZM156 186V185H155ZM163 186V185H162ZM138 187V186H137ZM123 188H125V187H123ZM122 188V189H123ZM133 188H134V190H136L135 192H137V188H136V186H133ZM155 188V187H154ZM157 188V187H156ZM215 188H221V185H218V184H216L215 185ZM214 188V189H215ZM109 189V188H108ZM111 189V188H110ZM214 189H212V192H214V191H217V190H214ZM157 190V189H156ZM142 191H144L143 189H142ZM158 191H159V189H158ZM119 192V191H118ZM118 192L116 193V194H118ZM121 192V191H120ZM120 192H119V194H120ZM145 192V191H144ZM212 192H210V194L212 193ZM142 193V192H141ZM218 193H219V195L221 196L222 194L219 192V190H218ZM143 194V193H142ZM145 194V193H144ZM157 194H158V192H157ZM196 194V195H195ZM199 194V195H198ZM253 194H254V196H253ZM112 195V194H111ZM123 195H125V194H123ZM122 195V196H123ZM153 195H155V194H153ZM176 195H178V194H176ZM227 195H232V197H241L242 196V198L244 199V201L243 202H241L242 200H240V202L239 203H236V202H233V201H230L229 202V204H228V206L229 207H232L233 209H236L235 211H234V214H232V216L230 217V218H228L230 221L233 219V218H235V217H239L240 218V220H238L237 222H231V223H229L226 227H225V229L223 230V231H221L220 233H216L214 236L216 237V239H217V242H214V243H207V244H205L204 246H202L201 248H200V250H201V252H200V254L199 255H192V256H188V257H186V256H184V257H177L176 256V254H172V252L170 253L169 251H162V252H156V251H151V250H148V249H143V250H141V251H139L137 254V256H136V258H135V260H132V261H130L129 263H131V264H167V263H170V264H185V263H189V264H200V263H204V264H231V262H232V264H264V189H262V188H256V187H254V186H252V188L251 187H248V188H243V187H239L238 188V191H235V192H233V191H230V192H228L227 193ZM102 196V195H101ZM160 196H162V195H160ZM195 196V197H194ZM92 197V196H91ZM152 197V196H151ZM159 197V196H158ZM179 197V198H180ZM112 198V197H111ZM179 198H177V200L179 199ZM198 198V199H199ZM97 199V198H96ZM232 200H233V198H231ZM177 200H176V202H177ZM200 200V199H199ZM125 201V200H124ZM178 201V202H179ZM108 203V202H107ZM174 203V202H173ZM184 203V204H185ZM105 204V203H104ZM111 204V203H110ZM125 204V203H124ZM141 205V204H140ZM144 205V204H143ZM142 205V206H143ZM171 205V204H170ZM178 206H179V204H177ZM181 205V204H180ZM104 206V205H103ZM124 206V205H123ZM145 206V205H144ZM166 206V205H165ZM165 206L163 207L164 209H165ZM184 206V205H183ZM194 206V207H193ZM108 207V206H107ZM172 207V206H171ZM176 207V206H175ZM174 207V208H175ZM220 207V204L219 203H215L211 208H209V213L210 214H213L214 213V211L215 210H217L218 208ZM103 208V207H102ZM143 208H145V207H143ZM160 208V207H159ZM179 208V207H178ZM177 208V211L179 210ZM106 209V208H105ZM126 209V208H125ZM100 210V209H99ZM133 210V209H132ZM167 209H165V211H166ZM97 211V210H96ZM108 211V210H107ZM118 211V210H117ZM121 211V210H120ZM161 211H162V209H161ZM164 211V210H163ZM168 211V210H167ZM171 211H173V210H171ZM134 212V211H133ZM180 212V211H179ZM96 213V212H95ZM101 213V212H100ZM119 213V212H118ZM171 213V212H170ZM260 213H262L263 215L261 216V217H259V218H257L256 216H259V214ZM123 214V213H122ZM130 214V213H129ZM137 214V213H136ZM154 214V213H153ZM156 214V213H155ZM157 214H159V213H157ZM156 214V215H157ZM163 214V213H162ZM181 214V213H180ZM92 215V214H91ZM110 215H112V214H110ZM113 215H115V214H113ZM117 215V214H116ZM133 215V214H132ZM175 215V214H174ZM176 215H178V213H176ZM252 215H254V218H252V220H254V222H252V223H250L251 221H250V218H251V216ZM107 216V215H106ZM105 216V218H108V217H106ZM128 216V215H127ZM137 216V215H136ZM142 216V215H141ZM140 216V217H141ZM149 216H151V215H149ZM149 216H148V218H149ZM158 216H160V215H158ZM172 216V215H171ZM86 217V216H85ZM99 217V216H98ZM104 217V216H103ZM162 217V215L159 217V219ZM169 217V216H168ZM135 218V217H134ZM142 218H143V216H142ZM156 218H158V217H156ZM177 218V217H176ZM180 218H181V216H180ZM179 218V219H180ZM215 216H211L210 215V217L208 218V219H206V222H212V221H214L215 220ZM86 219V218H85ZM129 219V218H128ZM87 220V219H86ZM134 220V219H133ZM136 220V219H135ZM142 220H144V219H142ZM147 221H148V219H146ZM146 220L144 221V222H146ZM156 220V219H155ZM88 221V220H87ZM137 221V220H136ZM154 221V220H153ZM186 221H188V220H186ZM99 222V221H98ZM138 222H139V220H138ZM143 222V221H142ZM168 222V221H167ZM173 222V221H172ZM104 223V222H103ZM113 223V222H112ZM155 223V222H154ZM153 222H150L149 223V225H148V228L150 229V230H153V231H157V229L160 227L161 228V225H159V223L157 224V223H155L154 224ZM95 224V223H94ZM114 224V223H113ZM133 224H138L137 222H135V223H133ZM103 225V224H102ZM245 225H247V226H249V228H250V230H251V232H250V234H248L246 237H245V239L243 240V241H234V245L233 246H231V247H229V248H227V245H228V241H229V239L230 238H236V228L238 227V226H245ZM99 226V225H98ZM106 226V225H105ZM112 226V225H111ZM142 226V225H141ZM90 227V226H89ZM135 227V226H134ZM174 228H175V230H176V227L175 226H173ZM108 228V227H107ZM131 228V227H130ZM144 228V227H143ZM129 229V228H128ZM178 229V228H177ZM100 230V229H99ZM174 230V229H173ZM103 232V231H102ZM107 232V231H106ZM111 232V231H110ZM120 232V231H119ZM123 232V231H122ZM166 232V231H165ZM177 232H178V230H177ZM112 233V232H111ZM107 234V233H106ZM109 234V233H108ZM115 234V233H114ZM124 235V234H123ZM175 235H176V233H175ZM174 235V236H175ZM172 236V235H171ZM143 237V236H142ZM125 238H126V236H125ZM116 239V238H115ZM175 238L174 237H171V239H168L169 240V246H167V248H170V246H172V244L170 243V242H172L173 240H174ZM254 239H258V242L257 243H254L253 242V240ZM160 241V240H159ZM159 241H157V239H154V240H152L151 242H152V245L153 244H157V245H159L160 244V242ZM162 241H164V240H162ZM222 241V242H221ZM105 242V241H104ZM174 243H175V241H174ZM220 243H223V244H221V245H219ZM162 244V243H161ZM171 244V245H170ZM191 244V243H190ZM165 245V244H164ZM175 246V245H174ZM173 247V246H172ZM177 247V246H176ZM183 247L184 248H187V250L186 251H190V250H192V246H189V245H187V244H185L184 246H183V244H182V249H183ZM198 247H200V245L198 246ZM175 248V247H174ZM173 249V248H172ZM177 249V248H176ZM193 249H195V247H193ZM179 250V249H178ZM116 251V250H115ZM173 251V250H172ZM115 253V252H114ZM212 253V254H211ZM214 254V256H212ZM129 260V259H128ZM109 261V260H108ZM149 261V262H148ZM73 263V262H72ZM84 264V263H83ZM108 264V263H107Z\"/></svg>",
  "mask_w": 264,
  "mask_h": 264
}]
</instances>
